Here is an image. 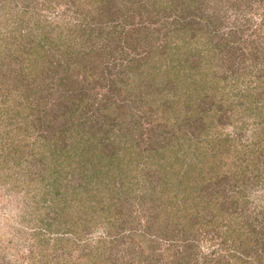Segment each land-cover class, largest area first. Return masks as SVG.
Wrapping results in <instances>:
<instances>
[{
  "label": "rangeland",
  "instance_id": "1",
  "mask_svg": "<svg viewBox=\"0 0 264 264\" xmlns=\"http://www.w3.org/2000/svg\"><path fill=\"white\" fill-rule=\"evenodd\" d=\"M75 1L0 0V264H175L183 254L190 264H212L242 256L245 235L230 234V223L264 230V0H200L191 8L184 0H109L111 9L85 4L83 14ZM185 18L194 24L175 57L185 61L183 76L153 74L145 63L151 43H167V30ZM203 71L209 81L187 93L190 73L199 79ZM246 76L261 86L247 90ZM182 140V156L214 176L203 182L199 169L182 180L201 185L195 202L209 203L201 214L214 218L187 253L182 239L158 236V228L153 242L128 236L131 227L169 224L166 207L173 213L180 191L163 168ZM86 147L96 148L93 161ZM246 149L260 164L243 174L233 162Z\"/></svg>",
  "mask_w": 264,
  "mask_h": 264
},
{
  "label": "trees",
  "instance_id": "2",
  "mask_svg": "<svg viewBox=\"0 0 264 264\" xmlns=\"http://www.w3.org/2000/svg\"><path fill=\"white\" fill-rule=\"evenodd\" d=\"M77 1V0H76ZM75 1V2H76ZM109 0H84L81 1H77L78 3V11L82 12L83 14V8H85V4H87L88 6H92L95 7L96 4L101 5V4H105L107 9H111V4H108ZM135 2H139V0H134ZM141 1V0H140ZM184 3H187L188 7L186 8H191L195 6V3H199L200 0H184ZM164 2H167V0H164ZM83 6V8H82ZM142 6V4H141ZM157 7V8H156ZM156 9L160 8L158 6H156ZM184 7V6H183ZM183 8V9H186ZM92 12V10H91ZM181 14H183V10L182 12H180ZM94 17H98L99 14L98 13H94L93 14ZM81 19H84L81 17ZM84 22V21H83ZM182 24L181 25H176L173 28H169V30H167V35L170 37L169 41H167V43H165L164 45H156L153 42L151 43V57H149V63L145 62L148 67L150 66L151 69L154 72L157 70H159L160 72L165 71L166 69H169L170 71H173L175 74H177L179 77H182L183 74L181 73V68L182 65L185 64V61H175V57L177 52L181 51L180 48L183 47L182 44H179L180 42H184V44H187L189 42V33L192 31V25L194 24V22L189 21L188 19L185 18V20H182ZM78 25V24H76ZM36 47V46H34ZM38 60V57H36L35 61ZM34 61V63H35ZM137 63V66H143L142 63H140L139 61H135V64ZM144 63V64H145ZM166 68V69H164ZM198 68V66H195L192 68L193 71H196ZM183 72V71H182ZM200 74V73H199ZM191 75V79L188 81L189 84V88L187 89V93L189 91L192 92V88L193 86H198V84L200 83V81H209V74L205 71H203L199 77V79H197L193 73H190ZM189 75V76H190ZM138 76V75H137ZM188 76V77H189ZM232 77V75H231ZM244 81H246V83L248 84L249 89H253V88H257L261 86L260 83L255 82L252 79H249L247 76L245 78H243ZM214 82V84H219V81L216 79ZM250 82V83H249ZM254 83V84H253ZM193 85V86H192ZM219 89V85H216L215 90ZM128 92V90H127ZM247 91H244L243 94L245 95ZM77 131H79L82 134V130L79 128L77 129ZM187 138H189L190 145L193 144L194 142L191 140V138H193V136L191 135H187ZM77 140H79L77 138ZM75 139V142L77 141ZM180 144V145H179ZM186 144L185 141H180L178 143V148L172 151V153L170 154L174 156L172 159H170L169 161H166V166H164L163 171L167 172L168 179H175V181L171 184V188H176L177 191H180L179 193H182V195L185 197L186 201L180 202L178 199L179 193H175V195L177 196V200L174 202V206H172L173 209V213L172 210H169L168 207H166L168 209V211L172 214L171 217L167 218L168 221V225H165L167 223H162V221L160 219V217H162V215H160L161 213L158 214V219L156 220L157 223H159L162 226L165 225L164 229L160 228V227H155L152 225H144L143 226V230H138V228L131 227L128 236H142V238H144L145 240H149V241H154L153 238V234L150 233L152 232V228H158L161 229V232H158L157 235H163V237L165 235H167V237L169 239H182L183 240V245H185V249L184 252H189L193 247H194V243L197 240V235H201L198 233L197 229L204 226V230L207 232V230H209L207 226L212 227L213 224V217H210L209 219H206L205 217H203V215L201 214L204 206H208L209 203H206L204 205H199L198 203H196L195 199L196 198V192L198 191L200 193L202 187L201 185H193L191 184L193 187H191L189 189V185H186L185 183L182 182L183 179H187V177H191L192 175L196 174L195 171H199V169H201L200 172V177L204 178V180H202L203 182L206 180L208 181L209 179H213V173H212V169L209 170V172L207 174L204 173V170L201 166L199 165V161H193L191 159H188L186 156H182L186 153V151H184L183 149V145ZM198 147V146H197ZM95 147H92L91 149H88V147L85 148V150H82V152L86 151L88 152V159H92L91 161H93V158H95L96 152L94 151L96 150ZM72 151L70 153V155L66 154L67 159L74 154L75 149L71 148ZM197 149V148H196ZM68 149H66L65 151H67ZM165 150H169L168 148H165ZM181 150L183 151L181 153ZM247 152V156H237L236 161L233 162V164L235 166L238 165V167L242 170L243 174L246 173V171H243L244 168L245 170L249 169V166L251 167V163H255L254 166H259V157H258V153L256 152V150L254 149H246ZM87 154V153H86ZM85 154V155H86ZM81 155V153H80ZM98 155V154H97ZM71 159V158H70ZM238 161V162H237ZM223 162V161H222ZM246 162V163H245ZM93 163V162H92ZM236 163V164H235ZM159 165H161V162H158ZM168 164V165H167ZM224 165V162L222 164V166ZM263 165V164H262ZM200 167V168H199ZM254 168V167H253ZM237 171V170H236ZM224 172V170H223ZM223 172H221L222 174H224ZM264 174V171H263ZM261 172L258 173V177L263 175ZM220 175V173H216L215 176L218 177ZM171 176V177H170ZM173 177V178H172ZM168 179H166V182L169 183ZM239 179V178H238ZM261 178H258V180H260ZM237 180V179H236ZM111 181V180H110ZM165 182V184H167ZM122 187H125L122 186ZM169 190L164 189L163 192L168 193ZM95 195H97L98 193H95ZM93 194V195H94ZM202 194V193H201ZM190 195L192 197H190ZM191 198V199H190ZM165 209V211L167 210ZM176 217V218H174ZM237 217L239 218L238 222H241V220H243L241 218V214H238ZM241 218V219H240ZM245 218V217H244ZM216 220V219H215ZM165 221H166V217H165ZM249 221H247L246 223H248ZM234 223V222H233ZM233 223H230V231L229 233L232 234L234 232L238 233V237H240L241 234H244L245 236H243V240L244 243L246 244L245 246V250L243 251L242 256H238L236 258H234V255H236L234 252L231 253V256L229 258H225L224 260H221L220 258H216L215 262L212 264H264V230L263 229H256L255 228H251L247 225H245L246 223H241L240 225H234ZM112 224V223H111ZM114 225V224H113ZM180 229H178V228ZM216 228H219V225H215ZM167 230H170L171 232H168ZM163 232V233H162ZM150 233V234H149ZM115 234H119V237H124L125 233H115ZM152 234V235H151ZM191 234L193 236H191ZM240 234V235H239ZM117 236V235H116ZM106 239H109L107 236H100V240L101 243H104ZM237 237L232 240V243H236ZM114 240V238L112 239ZM226 240V239H225ZM241 241V242H242ZM227 245H229V243L226 240ZM145 248L142 247V256H145ZM170 250H167L168 253V258L170 257V251L171 248H169ZM140 257V260H143V257ZM172 258V257H171ZM241 261V263H239ZM155 263V262H154ZM175 264H190L191 261L188 260L186 258V255L183 254L181 258L179 257H175ZM145 264H152V261L149 263H145ZM197 264H206V262H197Z\"/></svg>",
  "mask_w": 264,
  "mask_h": 264
}]
</instances>
